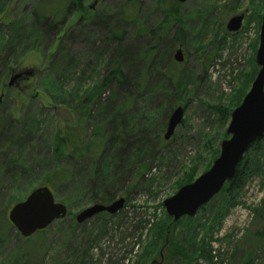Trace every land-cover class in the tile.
Listing matches in <instances>:
<instances>
[{
	"label": "rangeland",
	"instance_id": "rangeland-1",
	"mask_svg": "<svg viewBox=\"0 0 264 264\" xmlns=\"http://www.w3.org/2000/svg\"><path fill=\"white\" fill-rule=\"evenodd\" d=\"M0 1L5 3L0 14V25L4 27L13 20H24L39 0ZM125 1L98 0L90 8L94 0H82L83 9L74 13L69 21L115 9L118 3ZM135 1L139 3L137 21L124 25V45L134 47L139 54L155 48L157 34L154 30L162 28L165 30L166 55L170 52L171 57L181 49L184 60L177 63L172 57L164 58L157 74L166 78L171 75V85L180 74L187 77L180 92L172 91L173 86L168 85L174 96L165 93L167 98L151 100L146 93L137 95L138 88L134 84L144 61L136 70L122 69L131 89H122L116 99L128 102L135 98L133 104L138 110L131 112L134 115L130 118L136 117L137 122L147 123L148 131L141 147L132 148L137 159L132 163V171L120 184L107 190L114 196L111 202L125 199L119 214L102 215L78 225L75 217L79 212L102 203L94 201L92 193L85 191L78 177L76 182L70 181L58 186L56 191L51 190L47 184V174L51 175L49 165L64 168L65 163L45 157L47 139L56 133L63 137L67 127L79 125L77 128L81 130L77 132L83 141L94 140L97 104L92 101V108L89 103L92 97L82 95L91 92L110 71L111 64L108 67L101 65L112 60L110 48L106 53L97 51L99 46H96L89 53L79 42L67 45L76 52L78 71L84 69L83 66L87 68L82 77L76 73L84 84L80 85L76 96L83 98L80 103L69 97L76 94L74 86L78 83L72 76L61 80L62 84L42 82L41 76L48 62L42 48L52 44L49 53L54 52L57 40L49 43L46 39L42 47L23 49L7 71L1 73L0 112L10 114L14 120L25 118L36 132L33 141L25 142L10 133L9 140L0 141L2 152L8 158L34 160L40 166L28 175L24 186L0 183V264H264V137L253 154L256 165L250 168L240 191L233 196L216 195L214 201L212 199L202 212L198 211L191 218L192 222H202L201 225H185V220L174 223L164 248L166 227L171 221L162 206L164 200L211 167L219 155L221 141L229 138L225 132L231 112L240 105L258 72L255 55L264 0H188L183 4L174 0ZM239 14L243 15L241 28L235 33L228 32L227 22ZM138 25L141 31L137 30ZM89 62L91 67H87ZM93 66L95 73L91 70ZM25 71H33L32 77L8 86L12 75ZM112 90L111 86L103 90L102 104L111 97ZM127 90L132 92L131 95H127ZM50 96L62 98L63 105H54ZM168 106L171 109L164 121L163 110ZM177 106L184 110L182 122L170 139L164 140L167 119ZM49 107H53V115H48L44 109ZM212 107H219L229 117L223 121L212 112ZM138 113H141L140 117ZM126 130L129 133L128 126ZM228 186L225 184L223 189ZM38 187H48L55 202L67 208L68 215L25 241L5 218L11 207L24 201ZM193 226L197 229V246L191 248L195 242L190 246L185 242L190 241L189 231ZM154 243L156 249L152 246ZM184 247L190 248L186 250L185 258L172 254ZM195 248L197 251L194 252ZM199 248L205 249L200 251Z\"/></svg>",
	"mask_w": 264,
	"mask_h": 264
},
{
	"label": "trees",
	"instance_id": "trees-1",
	"mask_svg": "<svg viewBox=\"0 0 264 264\" xmlns=\"http://www.w3.org/2000/svg\"><path fill=\"white\" fill-rule=\"evenodd\" d=\"M137 4L139 5L135 0H127L118 3L115 9L93 13L87 17L81 16L79 19L70 22L69 20L72 19L73 14L83 9L82 0H44V2L43 0H39L33 7L31 13L24 20H13L4 27L0 25V75H2L1 73L3 71H7L12 60L20 54L23 49L30 50L36 45L41 46L46 39H49V43L57 40L58 46L54 52L49 53L52 44L42 48V53L48 61L46 69L41 76L42 82L45 83L48 81L49 85L52 83L62 84L61 80L72 76L78 83L75 82L76 84L74 86L76 94L69 97H71V99L73 98V101L79 103L83 98L76 96L80 92V85L84 84L82 83V78L76 77V73L79 72L82 77L87 68L83 66L84 69L78 71L80 66L79 60L76 58V52L73 49L67 48V45L71 46L79 42L85 47V52L88 50L89 53L92 52L93 48L96 46H99L97 51L101 50L106 53L110 48V53L113 55L112 60L105 62V64H101L103 67H108V65L111 64L112 67L110 71L100 80L101 82H97L95 86L92 87L91 92H85L82 95L84 97H92L89 99L91 106L94 101L96 102L95 104H97L95 116L97 125L95 127L96 131H94V140L84 142L83 137H80L77 132L81 130V128H77L79 125L67 127L63 137H59L56 133L55 136L50 135L47 139L45 157H50L51 160L56 158L59 160L58 163H60V161L65 163L64 168L61 165L54 166V164H51L50 166L47 163L51 171L50 176V173L47 174V184L53 191H56L57 187L61 184L70 183V181L76 182L78 177L81 183H83L85 191L92 193L94 201L96 200L99 203L108 204L113 200L114 196L110 195L107 190L120 184L123 177L132 171V163L137 161V159L134 158L136 156L132 154V148L134 146L141 147L144 134H146L148 130L146 126L147 123L141 124L140 121L137 122V120H135L136 117L132 118L134 119L133 121L130 118L131 115H134V113L131 112L138 110L133 104L135 98L128 102H126V100L118 101L116 99L120 97L118 95L119 91L128 88L131 89V84L126 81L122 70L124 67L134 68L136 70L142 64L141 61H144V67L141 72H138L137 80L134 84L138 88L137 95L140 96L142 93H146L151 100L154 98L165 99L168 97H166L165 93L174 96L172 92L173 89L179 91L186 85V83L184 84V79L186 80L187 76L185 77L182 74L173 82V85H171L170 82L171 75L166 78V76L157 74V71L160 72L159 64L161 61L164 58L168 60L170 57V52L166 55L165 48H167V44L164 42L163 38V31L165 30L162 28L154 30L155 32L153 31L157 34V44L155 48L147 49L139 54L134 47H127L124 45V25L127 23L134 24L137 21L139 7ZM4 5L5 3L0 1V14L4 9ZM138 27L137 30L141 31V28ZM112 48L114 49L113 51ZM90 64L91 62L87 63V67H91ZM98 65L101 67L100 64ZM91 70L95 73L94 66ZM80 79L82 81H80ZM164 85L166 88H164ZM168 85L171 87L173 86L172 91H169L170 86ZM110 86L113 88L111 91L112 95L106 99V103L102 104L100 102L101 94L106 87ZM165 89L166 91L163 92ZM127 91V95H131L132 92L130 90ZM50 97L53 98L54 105H63L62 101L64 100L62 98ZM53 107L44 108L48 115H53ZM92 108H89V112ZM170 109L171 107L168 106L163 110L164 121ZM41 110L43 109L41 108ZM211 110L223 121L226 117H229V114L226 116V113L221 111L219 107H212ZM158 113H160V111ZM139 114L141 115V113H138L140 117ZM142 116H144V114H142ZM164 123L165 122H163V124ZM127 126L129 133H127L126 130ZM135 128L136 131H133ZM132 131L135 134L130 133ZM10 133L11 135L15 134L18 140L24 142L28 140L33 141L36 136L33 126L27 123L25 118L21 117L14 120L10 114L0 112V141L3 139L9 140L10 138L8 135H10ZM81 141L83 142L82 145ZM260 141L261 140H258L253 143L246 151L238 163L234 178L229 183L228 188L223 189V187L217 196H223L224 194L233 196L236 192L240 191L245 183L247 175L251 172L250 168L256 165L253 164V154L257 152L261 143ZM2 149L3 148L0 147V183L19 184V186H24L28 175L30 176L31 172L38 169L40 165L36 164L34 160L27 162L21 159L15 160L13 158H8L5 156V152H2ZM38 161L42 163V160ZM148 187H150V185ZM129 191L130 189L127 190V193ZM204 208V206L200 208L199 212H202ZM119 212L117 214H119ZM102 215L107 217L113 216L102 213L93 218ZM180 220H185V225L194 223V225H201L202 223H198V221L192 222L193 219L187 217H183ZM5 222L7 223L6 218ZM175 224H173V226ZM196 230L194 226L191 228L189 231V233H191V239L189 242H185L189 246L190 244L194 245L195 242V245L191 248L197 246L195 241L197 236ZM42 232H44V230L38 231L35 234H40ZM210 235L211 234H208V237H210ZM24 240H29V238H25ZM152 246L156 249L157 244L154 243ZM188 248L189 247L176 249L172 254L177 257L181 256L185 258V253ZM204 249L199 248L198 250L204 251ZM195 251H197L196 248L194 252Z\"/></svg>",
	"mask_w": 264,
	"mask_h": 264
},
{
	"label": "water",
	"instance_id": "water-1",
	"mask_svg": "<svg viewBox=\"0 0 264 264\" xmlns=\"http://www.w3.org/2000/svg\"><path fill=\"white\" fill-rule=\"evenodd\" d=\"M174 1L183 4L188 0ZM97 2L98 0H94L90 8H93ZM242 21V14L233 16L227 22L226 30L230 33L239 31ZM172 58L173 61L182 63L184 60L182 50L177 49ZM255 64L258 72L240 105L231 112L225 132L229 138L221 141L218 157L206 172L163 201L165 213L171 219L166 227L163 248L168 243L171 226L183 217L194 218L200 208L218 195L225 184L232 181L238 163L250 146L264 137V14L261 19ZM32 75L33 71L15 73L11 76L8 86L28 79ZM183 114L184 110L181 106L172 110L166 122L164 140H169L173 135L182 122ZM124 203L125 199L118 198L107 205L94 204L79 212L75 221L80 225L102 213L115 215L123 208ZM67 215V208L55 202L48 187H38L33 189L24 201L11 207L7 213V220L20 237L25 239L38 231L45 230L53 222L62 220Z\"/></svg>",
	"mask_w": 264,
	"mask_h": 264
}]
</instances>
